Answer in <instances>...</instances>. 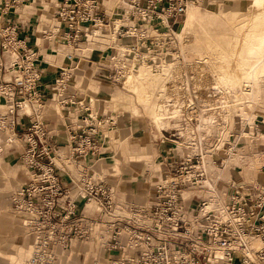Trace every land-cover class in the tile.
Listing matches in <instances>:
<instances>
[{
	"label": "built area",
	"instance_id": "built-area-1",
	"mask_svg": "<svg viewBox=\"0 0 264 264\" xmlns=\"http://www.w3.org/2000/svg\"><path fill=\"white\" fill-rule=\"evenodd\" d=\"M188 1L190 0H127L123 20L120 22L118 19V26L110 30L112 22L110 18L105 21L101 17L98 0H34L37 4L45 2L54 10L58 25L50 30L52 32L47 38L59 46L75 49L80 43L94 42V39L101 36L96 29L109 34L108 48L123 46L118 43L119 39H132L133 42L129 44L132 53L125 48L112 51L106 56V65L110 67L108 80L115 83L124 77L125 65L143 61L145 39H149L151 47L158 49L155 56L166 55L167 52L159 47V43L163 47H172L174 34L170 21H175L184 14ZM30 2L31 0H0V101L12 108L6 116L0 115V126L16 136L13 116H18V110L22 108L18 99L30 100L32 93L37 95L40 91L31 113L26 115L30 126L18 134L24 151L23 161L27 159L24 165L33 173L29 182L17 188L11 198L12 211L23 216L22 225L34 238L35 253L30 264H53L56 248L61 252L65 251L72 243L88 239L93 229L99 230L97 234L103 229L111 231L110 238L104 240L100 237L104 240V246L113 251H128L123 257L110 259V264H264V188H251L246 192L238 189L232 192L229 201L220 202V199H226L223 193L206 184L203 190L208 197L200 203L198 209V217L204 225L200 227L196 222L199 227L194 235L187 229L190 225L182 218V208L177 196L179 187L201 184V181L198 183L195 179L201 177L196 175V160L187 159L179 165L174 173V186L157 188V203L148 208H133L129 215L115 211L114 191L103 179L93 178L91 174H85L79 180L70 178L84 205L85 202L96 204L97 211L105 217L97 219L79 214L78 205L70 197L72 182L64 187L56 174L57 169L50 161L46 130L39 117V107L44 105L52 91L41 90L40 78L33 75V71H41L38 68L39 61L34 57L36 51L30 50L25 37L21 36L16 26L3 20V16L9 11L18 10ZM160 18L164 19L160 24L167 35L164 38L157 37V34L150 38L146 35V26H151V21ZM128 21L132 22V26L127 27ZM52 36H58L60 40ZM174 48L175 45L172 49ZM2 52H14L15 60H11L12 63L6 61L2 58ZM65 59L71 65L67 70L62 68L57 71L56 77L61 82L70 81L73 70L78 66V62H73L72 55H66ZM7 73L12 75V80L5 79ZM58 86L60 89L54 90V93L61 101L60 104L78 106L81 113L80 119L75 122L79 126L76 125L74 131L73 125L69 129L73 152L82 157L88 148L89 155L93 156L96 153V127L100 128L104 124V117L93 113L83 99L76 102L72 96L67 97L61 91L65 86ZM6 141L12 144L9 136ZM199 151L202 153L201 148ZM202 155L199 169L205 174L202 169L204 154ZM189 173H195L196 177L185 178V174ZM160 191L165 193V200L160 198ZM209 205L211 208L207 210ZM123 233L127 235V241L120 244L118 238ZM253 242H258V247H254ZM119 253L122 255L124 252Z\"/></svg>",
	"mask_w": 264,
	"mask_h": 264
},
{
	"label": "crops",
	"instance_id": "crops-1",
	"mask_svg": "<svg viewBox=\"0 0 264 264\" xmlns=\"http://www.w3.org/2000/svg\"><path fill=\"white\" fill-rule=\"evenodd\" d=\"M98 1L101 17L105 19V21L106 18H110L112 22L110 23V30L116 28L119 24L118 19L120 22L123 20L122 14L124 10H126L125 3L127 0ZM144 1L145 0H142V2ZM192 1L198 0H190L187 6L192 4L190 3ZM192 6L195 9L198 8L201 11L207 12V15L216 12L194 6L193 4ZM222 12L224 14H233L231 11ZM3 20L16 26L21 34H28V36L25 37L26 42L32 50L36 51L35 57L39 61L38 68L42 71H36L41 82L40 89L46 92L52 91V94L48 95L51 98L47 97L44 101V105L39 108V116L46 130V146L50 149V161L54 164L55 169H57L56 174L64 187L70 185V178L79 180L85 174H91L93 178L103 179L114 191L115 211L123 215H129L133 208H148L151 204L157 203L158 193L155 189L157 185L161 183L164 178L171 177L173 172L176 171L179 165L185 162L186 159L190 158L197 161L199 155H202L199 151L200 148L205 146L208 152L204 154V158H208L206 160L208 165L206 167L204 166V160L202 167L206 174L203 173L205 175L204 181L197 186L186 185L179 187L178 190V199L180 200L183 213L182 218L192 229L198 228L199 225L200 227L204 225L203 222H200L198 217L200 203L205 201L208 197L203 190L204 186H214L219 192L223 193L226 199L222 198L220 199L221 201L227 200L232 192L238 189H242V191L246 192L251 188H264V174L262 172L259 174L257 170L255 171V169L252 168L251 163H248V160L251 159L250 156L257 153L259 149H264L263 138L256 137L250 140L247 138L242 139L241 137L235 138L230 135L228 129H223L226 126L230 129L232 123H229V125L224 124L223 127H220V130L222 128V131H220L217 127L215 128L212 126L211 118L202 119L201 124L199 123L197 126L193 125V122L181 121L177 128L173 126H163L164 128H162V120L159 122L152 120L159 128L158 131L153 130L152 128L142 126L141 123L136 121L133 116L136 113V109L132 103H121V99L126 101V97L123 95L122 91L118 89L114 91L105 102L116 110L123 111L127 118L120 119L119 116L100 113L104 117V124L103 128L99 129L94 135V150H96V153L90 156V150L87 148L84 156H77L73 152L69 129L70 126L73 125L74 131L75 128L79 126L75 124V122L80 119L81 113L79 112L78 106H65L60 104L61 101L54 93V90L57 91L60 89L58 86L59 79L56 77L57 71L62 68H66V70L69 68L71 63L67 62L65 56L72 55L74 57L73 62H78L79 65V67L76 66V70L72 72V79L78 76L77 85L80 84L86 76L90 77L91 75L93 79L99 82L104 91H110L111 86H118L123 78L117 83L108 80L110 67L106 65V56L112 51H119L125 48L130 51L131 46L129 44L133 42L132 39H119L118 43L122 44L124 47L114 45L108 48L106 46L109 45V34L101 31V36L99 35V38L94 39V42L87 44L80 43L78 48L73 49L74 47L66 48L59 46L47 38V35L52 32L50 30L55 29L58 25L54 10L47 3L42 2L37 4L34 0H31L30 3L18 10L9 11L3 16ZM184 20L185 14L175 21H170L174 35L177 31L179 32L181 30ZM160 23L161 22L157 19L151 21V26H146V35L148 34L150 38H153L159 34L157 37L165 38L167 34ZM131 24L132 22L128 21L126 25L130 27L132 26ZM260 26H264V19ZM155 29L158 31L155 32ZM36 36L38 40L35 39ZM52 37L60 40L58 36ZM34 41H38L39 45L35 44ZM144 43L146 46V48L143 49L146 52L144 58L147 59L144 62L147 64H155L157 68L160 66L161 68L159 71L156 69H153V71L159 72L160 75L162 74L164 78L168 79L169 73L165 72L167 70L166 67L175 64L166 63V61L182 60L181 56L177 54L175 43L172 44V47L175 45L174 49H172V47H163L162 43H159V47H162L163 51L167 52L164 57L155 56L158 49L151 47L152 45L149 39H145ZM154 43H157V41ZM32 44L35 46H32ZM53 48L57 49L58 54L53 52L50 57H47L48 50ZM1 55L6 61L13 58L12 54L2 53ZM149 66L152 67V65ZM5 79L10 80L11 75L7 73ZM74 79L66 81L64 90H61L67 97L72 96L77 100L83 98L84 103H86L87 100L90 101L91 93H98L89 89L83 93L77 91L76 84L73 83ZM262 84L258 83L256 87L254 85L253 89L246 93L247 96L250 95L255 102L264 99V86ZM89 87L95 89L97 85L90 80ZM121 88L123 90V87ZM95 100L97 101V99ZM18 103H21V99H18ZM88 106L93 113L99 114L97 109L91 106V102ZM10 109L11 107L8 105L6 106L5 103L0 101V115L6 116ZM126 110H129V112H126ZM252 113H254V110ZM26 115H28V110L22 108L18 110V116H13L16 136L9 133L6 128L0 129V203L6 210L8 206L10 210H12L11 196L17 188L28 183L32 176V170L25 168V165L20 163L23 159L24 151L19 143L18 134L28 127L29 118L26 117ZM251 118L252 115H250L248 119L250 120ZM10 119L9 117V120ZM108 119L112 121L108 122ZM188 125L189 127H187ZM82 127L83 125L81 128ZM204 132L206 133L205 137L203 136ZM219 133L223 134V140H221V142L218 140ZM8 136L12 144L6 141ZM252 145H255V148L248 152L246 149L247 146L252 147ZM117 161L120 163L118 169L106 167L107 164H112ZM217 161H223V163L217 165ZM5 184H7L8 188L5 187ZM3 193L9 194L4 196ZM75 194L76 188L72 182L70 196L74 197ZM160 198L165 200L162 195H160ZM209 203H211V201ZM7 204L9 205L7 206ZM83 205V202L79 203V214H83L87 217H96L97 219L105 217L104 214L97 211V206L95 204L85 202L84 207ZM210 208L211 205L208 206L207 210ZM13 214L18 217L19 225L23 232L26 233L27 231L22 226L23 216L19 213ZM3 222H6L5 225H3L5 227L1 228H5V230L0 231V236L5 235L4 233L6 230L8 231L6 226L10 225L8 220ZM98 232V229H93L88 239L82 242L78 241L72 243L71 246L63 252H61L59 248H56L53 264H110V259H114L117 256L118 258L123 257V255L128 252L126 251L122 255H119L120 251H113L104 246L103 242L105 238H110L111 231L103 229L101 233L97 234ZM26 236L28 237L29 244L15 248L14 253H6L1 250L2 247L0 246V264H26V261L30 259V257L28 258L27 256L29 251L31 250L32 253L34 249V238H32L30 234H26ZM100 237H103L104 240H101ZM2 246L6 247L5 245ZM93 253H96V256L102 259H93L92 263L87 259L81 260Z\"/></svg>",
	"mask_w": 264,
	"mask_h": 264
},
{
	"label": "rangeland",
	"instance_id": "rangeland-1",
	"mask_svg": "<svg viewBox=\"0 0 264 264\" xmlns=\"http://www.w3.org/2000/svg\"><path fill=\"white\" fill-rule=\"evenodd\" d=\"M190 3L194 6L216 12L207 15V12L196 8L200 14L196 18L192 34L183 37L184 41H186L183 51L180 48L176 34L174 35V42L183 63L177 60L166 61V63L175 64L166 67L167 70L165 72L169 73L168 79L164 78L162 74L160 75L159 72L153 71V69L159 71L160 66L157 68L155 64L135 61V58L134 63H138L144 67L145 74L151 81L148 91H145L137 83H134L129 88L124 86L128 73V65H125L123 71L125 77L121 80V83L118 86H111L110 91H104L99 82L93 79L91 75L90 77L86 76L87 79L85 78L78 85V76L75 79L73 78L77 91L83 93L89 89L93 92H98L96 94L88 93L91 99L89 98L90 101L87 100L86 103L89 104L91 102V106L95 107L99 114H112L119 116L120 119L127 118L123 111L116 110L105 101L117 89L122 91L126 97V101L121 99V103H132L136 109V113L133 115L136 121L141 123L142 126L152 128L153 130L158 131L159 128L152 120H156L157 122L162 120V128H164L163 126L177 128L181 121L188 122L191 119L193 125L197 126L199 123L201 124L202 119L211 118L212 126L217 127L218 130L224 124L229 125V123H232L230 129L228 126L223 129H228L230 135L235 138L241 137L242 139L247 138L250 140L258 137L264 139V99L255 102L250 95L247 96L246 94L253 89L254 85L256 87L258 83L262 84L261 80L264 77V42L261 44L262 46H259V43H257L259 38H264V26H260L264 19V0H259L257 4H261V6L255 7L249 4L248 0H198ZM245 9V12H238ZM222 11H231L233 14H224ZM96 32L100 34L101 30L96 29ZM21 35L24 37L28 36V34ZM37 36L35 39L38 38ZM34 43L39 45L38 41H34ZM223 44L224 47L219 48ZM232 45L233 47L231 48ZM32 46L35 45L32 44ZM223 49L225 51L222 52L221 50ZM255 49H260L261 52L247 54L248 50ZM232 50L234 52H231ZM53 52L58 54L57 49H49L47 57H50ZM233 60H237L241 66H235V74H237L236 68L241 70L239 73H245L236 78V82H232L235 76H231V79L222 77L221 75L227 76V72L232 71ZM149 65H152L153 68ZM256 66L258 67L257 70H259L258 74H255L256 76L250 74L254 76L250 77L249 71ZM90 80L97 85L95 89L89 87ZM262 85L264 86V84ZM121 87H123V90ZM81 100L75 99L76 102ZM253 110L254 113H252ZM126 112H129V110H126ZM250 115H252V118L249 120ZM127 121L130 122L129 120ZM220 131H222V128ZM203 136H206L205 132ZM218 137V140L221 142L223 134L219 133ZM254 148L255 145H252V147L247 146L246 149L250 152ZM201 149L203 154L208 152L205 146H202ZM250 157L251 159L248 160V163H251L252 168L255 171L257 170L259 174L261 172L264 174V149H259L257 153H254ZM207 159V157L204 158L205 167L208 165ZM24 161L22 159L20 163L24 164ZM26 162L27 160L25 164ZM221 163L223 161H217V165ZM119 164L117 161L107 164L106 167L118 169L120 167ZM5 187L8 188L7 184H5ZM8 194L3 193L4 196ZM2 206L0 203V231L5 230V228H1L5 227L3 225L6 222L3 221L8 220L10 225L6 226L8 229V231L6 230L7 234L5 232L4 236H0L1 250L6 253H14L15 248L29 244L28 237L26 236L28 233L26 231V233L23 232L19 225L18 217L13 214L14 212L10 210L9 206L7 210ZM31 254L30 250L27 255L28 258ZM84 259L92 263L93 259L102 258H98L96 253H93L81 260ZM27 263L28 260L26 261Z\"/></svg>",
	"mask_w": 264,
	"mask_h": 264
},
{
	"label": "bare ground",
	"instance_id": "bare-ground-1",
	"mask_svg": "<svg viewBox=\"0 0 264 264\" xmlns=\"http://www.w3.org/2000/svg\"><path fill=\"white\" fill-rule=\"evenodd\" d=\"M258 1L259 0H248V2H249V4H251V5H253V7H255V6H261V4H257L258 3ZM262 1V0H261ZM189 2V1H188ZM187 2V3H188ZM187 7V8H186ZM186 7H185V10H186V12L184 11V14H185V20H184V23H183V25H182V28H181V30L179 31V32H177L176 33V37H177V39L179 40V45H180V48H181V50L183 51V49H184V47H185V42L186 41H184V39H183V37H185V35H191L192 34V32H193V29H194V25H195V21H196V18L199 16V11L198 10H196L192 5H188L187 6V4H186ZM246 11V9L245 10H243V11H241V12H245ZM161 17V16H160ZM158 21H160L161 22V20L162 21H164V19L162 18H160V19H157ZM264 42V38L263 37H261V38H259V40H257V43H259V46H262L261 44ZM173 43H175V42H173ZM28 44V43H27ZM264 44V43H263ZM14 46H15V44H14ZM29 46V45H28ZM264 46V45H263ZM18 47V46H17ZM217 47H219L218 45H217ZM221 47H224V44L223 45H220V47L219 48H221ZM233 47V45L231 46V48ZM132 48V47H131ZM130 48V52L132 53L133 52V50ZM30 50H32V49H30ZM143 51V54L145 55L146 54V52L144 51V50H142ZM222 52L223 51H225V49H223V50H221ZM166 52V51H165ZM177 52H179L178 51V49H177ZM231 52H234V50H232ZM261 51H260V49H255V50H248L247 51V54L248 55H250V54H254V53H260ZM2 53H5V52H2ZM1 53V54H2ZM12 54V56H13V58L12 59H9V62H13L14 60H15V53L14 52H12L11 53ZM178 54V53H177ZM229 54H232V53H229ZM144 55H143V57H144ZM179 56H180V54H178ZM34 57H35V55H34ZM135 58H136V55H135ZM134 58V59H135ZM11 60H13V61H11ZM147 59L146 58H144L143 59V62L144 61H146ZM180 61L182 62V60L180 59ZM232 66H233V69H232V71L231 72H227V76H225V75H223V74H221L222 75V77H228V78H231V76H235L234 78L235 79H232V82H236L237 81V79L236 78H238L239 76H241V75H243V74H245V73H243V72H240L239 73V71H241L239 68H236V73L237 74H235V66L236 67H241L240 66V64H239V62L237 61V60H233V62H232ZM258 69V67L256 66L254 69H251L250 71H249V76L250 77H254V76H251V75H255V74H258V71L259 70H257ZM10 71V70H9ZM146 71L144 70V67H142V65H140V64H138V63H134V64H132V65H129L128 66V73H127V76H126V79H125V82H124V86L125 87H127V88H129V87H132L133 86V84L134 83H137L138 85H140L141 87H143V89L145 90V91H148V87H149V85H150V79L146 76ZM251 74V75H250ZM33 75L35 76V77H37L38 78V74L35 72V71H33ZM256 76V75H255ZM168 77H169V75H168ZM124 78V77H123ZM10 80H12V75H11V79ZM261 82L264 84V77L262 78V80H261ZM59 85H62V86H66V82L65 81H62L61 82V80H59ZM166 90V89H165ZM164 90V91H165ZM39 92L40 91H38L37 92V95H38V97H39ZM195 93V92H194ZM37 95H35L34 93H32L31 94V97H30V100H27V99H23V98H19V99H21V103L19 104L20 106H22V108H26L27 110H28V114H30L31 113V110H32V108H33V106H35V103H34V101L36 100V98H38L37 97ZM191 106H193L192 104H191ZM21 108V109H22ZM40 108V107H39ZM12 109V108H11ZM10 109V110H11ZM40 117V116H39ZM11 120V119H10ZM188 122H192V120L191 119H189L188 120ZM30 126V124H28V127ZM27 127V128H28ZM111 127V126H110ZM103 128V125H101V127L100 128H97L96 127V131H95V134L98 132V130L99 129H102ZM0 129H2V126H0ZM22 158H24V154H23V157ZM190 159V158H189ZM27 160V159H26ZM187 160V159H186ZM185 160V161H186ZM191 161H192V159H191ZM200 155H199V157H198V160H197V162H196V164H197V166H198V169L196 170V175H198V176H201V177H197V178H195V179H197L198 180V183H200V181H201V183L204 181V179H205V175L202 173V171H200V169H199V167H200ZM53 164V163H52ZM53 166H54V164H53ZM54 168H55V166H54ZM197 171H200V172H197ZM32 173H33V171H32ZM174 173H175V171L173 172V174L171 175V177H167V178H164V180L161 182V183H159L158 185H157V187H156V190H157V188L159 187V186H164V187H168V188H171L172 186H174V184H175V182H176V180L174 179ZM195 176V173H193V174H185V178H189V179H192L193 177ZM196 177V176H195ZM76 188V187H75ZM159 194L160 195H162V196H164V192L163 191H160L159 192ZM13 196V195H12ZM12 196H11V198H12ZM71 197V200H72V202L75 204V205H78V208H79V203L80 202H82L81 201V196L78 194V190H77V188H76V194L74 195V197H72V196H70ZM178 197V196H177ZM230 198V197H229ZM228 198V199H229ZM227 199V200H228ZM227 200H224V201H221L220 200V202H225V201H227ZM229 201V200H228ZM91 203V202H90ZM94 204V203H93ZM96 205V204H95ZM11 208H12V205H11ZM78 210V209H77ZM23 226V225H22ZM25 228V227H24ZM187 229H189V231L191 232V234H196L197 232H198V228H196V229H190V227H187ZM127 241V235L125 234V233H123L119 238H118V242L120 243V244H124L125 242ZM253 246L254 247H258V242H253ZM118 251H123V252H126V250H118ZM34 253H35V251H34V249H33V252H32V254H31V256H30V259L28 260V263L27 264H30V261H31V259L33 258V255H34Z\"/></svg>",
	"mask_w": 264,
	"mask_h": 264
}]
</instances>
